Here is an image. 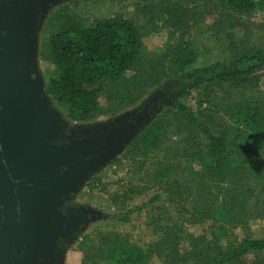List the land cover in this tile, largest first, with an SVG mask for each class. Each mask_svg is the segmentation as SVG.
Returning a JSON list of instances; mask_svg holds the SVG:
<instances>
[{"label": "trees", "instance_id": "obj_1", "mask_svg": "<svg viewBox=\"0 0 264 264\" xmlns=\"http://www.w3.org/2000/svg\"><path fill=\"white\" fill-rule=\"evenodd\" d=\"M131 1L127 16L119 0H72L52 11L42 35L40 60L53 67L48 94L71 123L114 117L170 86L176 97L111 162L130 165L115 191L101 173L86 181L84 194L113 212L81 236V264H264V235L250 227L264 220V42L249 32L258 9L264 19V0ZM203 24L226 50L222 60L200 58L190 35ZM164 30L176 39L146 52L144 39ZM149 189L156 194L146 203H130ZM156 201H174L202 231L174 224ZM149 206L154 241L139 245L125 230L136 227L125 225Z\"/></svg>", "mask_w": 264, "mask_h": 264}, {"label": "rangeland", "instance_id": "obj_2", "mask_svg": "<svg viewBox=\"0 0 264 264\" xmlns=\"http://www.w3.org/2000/svg\"><path fill=\"white\" fill-rule=\"evenodd\" d=\"M70 1L72 0H0V14L3 11L7 10L8 5L12 2L20 3L21 5L23 4V8H20V10L23 11L24 17L30 23V45L32 48V55L30 56L29 61L30 66L28 71L30 77L28 81L33 85L32 92L29 94L28 99L26 98L24 102L26 103L25 105L27 107L32 109L34 116L37 117V124L41 129H39L40 132L46 133L49 128L46 134L49 133L48 135L52 139L50 145H52L56 151L60 150L62 146L67 145L69 147H72V144H80L82 143L81 140L85 139L90 140L91 138L97 141L104 134L106 129H108L109 127L111 128L113 124L117 125V123L119 122H122V125L119 128H115V134L112 136L114 139H116V137L120 135L126 136L135 128H138V131L140 132L147 126V124L156 119L167 108L174 107V104H176L174 90H172V86H170L168 88L158 89L153 93L148 94L142 101H138L135 105L122 110L118 115L114 117L103 115L94 121L82 123L85 125L84 128H75L77 124L79 125L81 123H71L66 118V115L55 105L53 99L48 94L47 82L49 72L53 69V67L49 63L40 60L39 57L44 26L49 15L56 9V7L67 4ZM119 1V12L125 13L127 16H130L133 12V7L131 5L128 6V3L132 1ZM26 2H29V4H26ZM25 5L29 7H25ZM8 12L10 14L9 10ZM262 17V11L258 9L253 16L251 21L252 24L249 27L250 39L252 42H264V19ZM213 20V16H208L206 19V24H211ZM15 23H17V21ZM206 27L207 26L203 24V26L196 28L193 34L190 35V38L192 39L202 60L208 63L215 62L216 60H222V57L224 56L226 50L222 49L223 47L214 39L213 36H211V34L207 33L206 31L204 32ZM169 36V33L165 30L159 33H150L144 39L146 52H157L165 50L166 46L176 39V37L172 38L171 36ZM226 44L228 45L227 41ZM258 89L264 95V72L262 73L260 86ZM194 97L195 96L191 97L189 103H191L190 105L195 109L196 105ZM182 101L185 102L184 99ZM204 105H206V103H204ZM207 106L208 105H206L205 107ZM109 131L110 130L106 132ZM45 143H49L48 139H46ZM12 146L13 151L10 149L8 150L12 168L15 169L16 165L21 167L25 166V159L23 160L22 164L20 162V156L22 155L21 150L19 151V156L15 158L13 157V153L16 148L14 147V145ZM124 150L125 148L120 153H118L115 158L120 157ZM94 158H97V155L93 154L84 157L85 160ZM115 158L107 161L98 170L89 173L87 176L88 178L84 181V183L82 181L81 184H76L77 187H75V190H64L58 195L55 194V197H53L52 200H46L45 205H43L45 208L43 212L39 209V207H37L36 204H31L29 206L26 205L24 207L25 217L27 214V217L24 220V230L27 229L28 222H32L30 223L32 227L35 226L36 222H38L40 219L45 220V223L43 222L44 227L36 233V237L31 238L30 235H26L27 238H24L25 241H20V243L18 244V253L26 243L32 246L33 251L30 258H22L20 261H18L17 264H81L85 254L78 250V245L76 247L75 237L73 238L70 236L71 233L69 227H67L66 225L67 223L61 221L58 218L60 216V208L65 200H70L71 202H75L77 205H81L82 208L87 209V211H94L95 214L93 215V217H91L87 222L83 223V227L81 228L80 232L83 234L91 231L97 223L104 222V218L112 214L113 211L104 209L102 207H97L95 202L97 199V195L93 197L88 193L84 194V191L87 189L86 181L97 175L98 173H101L103 180L108 183V193L117 189V186L115 185V183H113V181H115L117 178L123 177L128 171L130 165L126 161L112 164L111 162ZM77 162L79 163V161ZM32 165L33 164H31V166ZM78 165L79 164H75V158L73 160L68 158L66 160L65 169H67L68 166H73L74 172H76L77 170H80L82 168ZM31 166L28 167V170L31 168ZM195 167L196 169L200 170V163L196 162ZM26 168L27 166H25V169ZM207 183L209 184V181H207ZM21 194L22 198H27L30 196L27 193L23 192H21ZM155 194L156 192L154 189H149L142 195H136V197L130 203H132L133 206L142 205ZM174 203V201H171V203L166 201H156L153 205L159 206L161 208L160 212L163 213V215L172 217V221L174 222V224L179 223L184 225L186 228H188V231L190 233H200L202 231L201 226H199L197 223H189L187 220H184L185 215L176 214V212L174 211ZM151 206H149L148 209L145 208L139 213H134L131 218V223L129 225H125V227H136V229L134 230L129 228H126L125 230L126 232H128L131 239L137 242L139 245L151 243L152 241H154L152 233L153 231L150 227L147 226V223L155 217H150V210L152 209ZM147 212L149 213V215L147 214ZM152 212L154 211L152 210ZM193 220L194 219L192 218V221ZM81 222V220H74L72 223V225L74 226L73 228L77 229L76 227ZM208 225L209 224L206 222L203 227H207ZM250 227H252L251 232L253 234L264 235V220L261 219L250 221ZM238 229L239 227L234 228V233L238 232ZM21 235L23 234L21 233ZM61 240L68 241V244L65 245V248H63V250L58 253L57 251H52L51 249L53 248L54 250H57L58 241ZM181 245L182 249H185V251L191 250L190 241H182ZM53 254L57 255V258L55 260H52ZM146 264H162V262L159 258L154 257ZM180 264H184V261L181 260Z\"/></svg>", "mask_w": 264, "mask_h": 264}, {"label": "water", "instance_id": "obj_3", "mask_svg": "<svg viewBox=\"0 0 264 264\" xmlns=\"http://www.w3.org/2000/svg\"><path fill=\"white\" fill-rule=\"evenodd\" d=\"M22 6L12 2L0 14V264H17L22 259L16 255L20 241L29 235L36 237L44 227L45 220L40 219L33 227L28 222L24 230L26 205L36 204L43 212L46 200L64 190H75L76 184L84 183L89 173L115 158L139 132L135 128L114 139L115 128L122 125L119 122L106 129L110 131H105L97 141L81 140L80 144L62 146L58 151L50 145L52 139L46 134L49 128L46 133L40 132L37 117L24 102L33 85L28 81L32 55L30 23L20 10ZM12 145L16 148L13 157L19 156L21 150L20 162L25 159L26 169L17 165L12 168L8 151H13ZM93 154L97 158L84 159ZM68 158H75V164L82 168L78 172H74L73 166L65 169ZM21 192L30 196L22 198Z\"/></svg>", "mask_w": 264, "mask_h": 264}, {"label": "flooded vegetation", "instance_id": "obj_4", "mask_svg": "<svg viewBox=\"0 0 264 264\" xmlns=\"http://www.w3.org/2000/svg\"><path fill=\"white\" fill-rule=\"evenodd\" d=\"M76 125V124H75ZM84 124H77V126H75V128H84ZM83 210V211H82ZM86 213V214H85ZM94 211H87V209H83L81 205H77L75 202H71L70 200H65L63 202V205L60 208V213L58 218L63 221L66 222L67 227H69L70 229V233H71V237H75V242H76V247L78 245V243L80 242L79 239L81 237V235H83V233L81 232V228L83 227V223L87 222L88 220H90L91 217H93L94 215ZM80 218V219H79ZM81 220L82 222L76 227L77 229H74L72 223L74 220ZM73 220V221H72ZM83 232V231H82ZM68 244V241H58V246H57V250L54 248L50 249L52 251H57L60 252L61 250H63V248H65V245ZM32 246L28 245L27 243L23 245V248L19 251H16V255L17 257L20 258H26V257H31V253H32ZM52 260H55L57 258V255H52Z\"/></svg>", "mask_w": 264, "mask_h": 264}, {"label": "crops", "instance_id": "obj_5", "mask_svg": "<svg viewBox=\"0 0 264 264\" xmlns=\"http://www.w3.org/2000/svg\"><path fill=\"white\" fill-rule=\"evenodd\" d=\"M85 234V233H84Z\"/></svg>", "mask_w": 264, "mask_h": 264}]
</instances>
